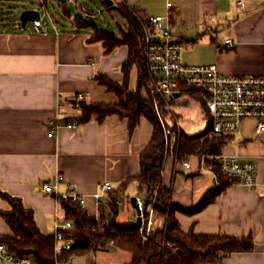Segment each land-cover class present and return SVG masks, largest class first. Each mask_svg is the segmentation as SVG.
Masks as SVG:
<instances>
[{
  "label": "crops",
  "instance_id": "obj_1",
  "mask_svg": "<svg viewBox=\"0 0 264 264\" xmlns=\"http://www.w3.org/2000/svg\"><path fill=\"white\" fill-rule=\"evenodd\" d=\"M112 1L123 3L141 17L169 15L172 37L183 45L185 64H214L220 72L233 76L264 75V0H244L242 5L238 0ZM168 1L172 3L170 8ZM8 6L12 7L6 5V9ZM80 8L85 9L82 1ZM62 14L69 19L61 25L53 20L49 26L40 20L41 27L32 29L2 21L0 24V190L21 197L25 206L33 209L44 234L53 232L55 222L62 220L65 212L61 202L43 190V183L53 184L61 174L58 193L76 186L85 197L83 209L88 214L98 216L103 208L107 215L110 193L139 173L140 154L152 135L147 119L142 117L130 131L126 119L112 115L101 122L78 124L75 130L61 127L48 136L50 126L62 125L78 114L79 93L89 102H117L116 95L99 84L96 75L122 82L121 66L128 58L126 46L105 53L101 42L91 41L92 28H75L72 17L63 9ZM227 39L232 44L226 43ZM137 75L134 67L131 88L137 85ZM142 95L146 96L144 89ZM200 107L199 128L186 130L180 113L172 109L174 127L189 135L203 131L209 120L201 103ZM254 130V121H244L227 137L220 153L255 165V189L237 180L218 189L215 173L204 167L196 154L181 162L169 156L164 163L162 180L171 188L172 203L193 208L208 199L192 214H175L183 231L249 236L253 241L250 251L233 252L220 262L204 264H264V137L256 136ZM169 139L171 143V136ZM185 160L189 168H185ZM105 182L113 186V191L101 189ZM138 193V184L130 182L120 194L116 202L119 223L129 224L136 219L130 198L142 199ZM125 199L133 208L132 214L128 206L124 212L120 210ZM7 208L0 198V209ZM154 226L162 228L164 221L156 216ZM7 234H11L10 228L0 217V235ZM111 252L118 258L116 264H126L119 263L125 252ZM97 253L72 257L68 264H95L92 255Z\"/></svg>",
  "mask_w": 264,
  "mask_h": 264
},
{
  "label": "trees",
  "instance_id": "obj_2",
  "mask_svg": "<svg viewBox=\"0 0 264 264\" xmlns=\"http://www.w3.org/2000/svg\"><path fill=\"white\" fill-rule=\"evenodd\" d=\"M55 1L65 14L72 17L73 27L93 29L91 41L101 42L105 53L119 46L128 48V58L121 66L124 76L122 82H116L104 74L96 75L97 82L105 86L108 92L114 93L118 98L117 102L79 100L77 104L79 112L71 119L82 124L91 120L101 122L108 116L117 115L128 121L129 130L132 131L143 117L152 125V135L140 154L139 173L125 180L110 193L107 215L102 208L96 219L78 203L61 202L65 218L70 219L73 224L66 233L72 239L70 249L55 253L54 236L52 233L41 232L33 209L25 206L21 197L2 190H0V198L8 204V208L0 209V217L8 224L11 234L0 235V242L7 244L17 256H31L39 264H62L75 256L112 250L130 254V261L126 264H204L220 262L233 252L252 250L253 241L249 236L197 234L192 230L183 231L180 228L175 214L177 212L192 214L207 204L208 199L202 200L193 208H184L172 203L171 188L162 180L166 159L173 156L181 162L193 154H196L199 159L203 155L219 154L229 136L209 137V121L203 131L193 135L173 127L169 130L168 136L174 134V142L165 143L164 128L154 110L153 96L147 88L150 79L144 61L143 31L135 13L123 3L108 6L103 1L108 11L116 9L126 19V24L118 26L115 32L100 28L90 19L79 15L72 16L65 0ZM49 2L50 0H41V7L47 8ZM0 7L7 10L4 3H0ZM8 9L12 12L14 7L8 6ZM3 17L0 16V21H3ZM134 67L138 71L137 85L131 88V72ZM142 89L145 90L146 96L142 95ZM211 169L218 178V189H224L229 181L234 180L221 174L218 165H213ZM130 182L138 184V194L142 196L144 208L150 207L155 215L164 221L162 228L146 233L145 228L141 229L132 223L118 222L116 202Z\"/></svg>",
  "mask_w": 264,
  "mask_h": 264
},
{
  "label": "built area",
  "instance_id": "obj_3",
  "mask_svg": "<svg viewBox=\"0 0 264 264\" xmlns=\"http://www.w3.org/2000/svg\"><path fill=\"white\" fill-rule=\"evenodd\" d=\"M65 1L75 7H81L80 0ZM243 1L238 0V4L242 5ZM166 5L170 8L172 3L168 1ZM136 17L143 31L144 61L150 79L148 91L153 96L154 108L159 118L160 103L168 109L176 98L174 97L176 93L179 96L186 94L197 99L204 107L210 121L209 137L231 136L246 120L254 121L255 135L264 137V75L233 76L220 72L214 64H185L182 60L183 45L172 37L169 15L143 17L136 15ZM33 23L35 27H41L40 18ZM225 42L232 44L230 39ZM77 99H84V94L79 93ZM161 123L164 128L165 143H170L169 130L165 128L162 120ZM78 124L76 120L65 121L62 125L53 124L49 128L48 136H53V133L61 127L75 130ZM200 162L209 169L213 165H218L219 171L224 176L237 180L250 189L256 187L255 165L250 161H239L235 155L219 153L203 155ZM183 164L185 168L190 167L188 160H185ZM62 179L63 176L58 174L53 184H42L43 190L52 193L59 202L78 203L83 209L85 197L76 186L71 185L65 193H58L57 185ZM215 181L219 184L217 176ZM101 189L104 192H110L113 191V186L105 182ZM101 204L102 201H100ZM136 204L142 218L140 228H145L146 233H149L155 227L156 215L150 207L144 208V202L139 197H136ZM95 217L98 219V216ZM72 226V221L65 217L55 222L52 232L55 239V253L72 247V239L66 235ZM0 264L39 263L31 256H17L7 244L0 242ZM62 264H68V261Z\"/></svg>",
  "mask_w": 264,
  "mask_h": 264
},
{
  "label": "rangeland",
  "instance_id": "obj_4",
  "mask_svg": "<svg viewBox=\"0 0 264 264\" xmlns=\"http://www.w3.org/2000/svg\"><path fill=\"white\" fill-rule=\"evenodd\" d=\"M81 1L83 4H85V9H82L80 7L77 8L70 3L67 4L68 10H70L73 15L78 14L83 17H86L90 20H93L100 28L109 29L115 32L118 30V26H123L126 23V19L120 14L118 10L114 9L112 11H108L104 7V4L102 2L103 0H81ZM119 1L120 0H114V2H119ZM0 3L1 4L4 3L6 5H11L14 7V9H12V12L6 11L4 8L0 7V16L1 17L4 16L3 18L5 19L2 21V23L6 22L7 25L10 24L13 26L15 24L17 25V28H19V25H21L20 14L24 9L37 10L40 15L39 18L45 26L51 25L52 20L55 22V24L61 25L64 24L69 19L63 16L62 9L58 4V2L55 0H50L49 2L50 4L47 6V8L41 7L39 0H7L6 2L0 0ZM88 14H91V16H88ZM33 22L34 21H28L25 28L32 29L34 27ZM133 87H135L134 82H133ZM161 105H159L160 109H162L159 112L160 113L159 116L162 122L164 123L166 129L168 130L172 129L174 127L173 124H175L174 122H176L174 111L172 109H174L177 113H180L181 123L186 128V130L191 131L193 128L196 127L199 128L198 117L202 115L201 107H200V103L194 97L184 94L180 98L175 99L172 102L171 107H169L168 109H166L163 103ZM156 115L158 117L157 112ZM166 122H168L169 124H167ZM174 136H175L174 134H171V141H172L171 143H173ZM127 206L129 209V213L132 214L133 208L130 202L127 201V199L123 201V205L120 207L121 212H124ZM122 220L123 219L119 218V221L124 222ZM108 253L104 251H100L95 256L92 255V257H94L95 259L96 262L95 264H116L118 260L117 256H113V254H111L113 252L111 251H109ZM120 257L122 258L119 259V263L120 262L127 263L130 260V254L128 253H122Z\"/></svg>",
  "mask_w": 264,
  "mask_h": 264
},
{
  "label": "water",
  "instance_id": "obj_5",
  "mask_svg": "<svg viewBox=\"0 0 264 264\" xmlns=\"http://www.w3.org/2000/svg\"><path fill=\"white\" fill-rule=\"evenodd\" d=\"M105 3L110 6L113 4L112 0H105ZM40 15L37 10H32V9H24L21 14H20V21H21V26L24 27L28 21H34L39 19ZM178 93L174 95V97H178ZM130 202L133 206V208L136 210V219L132 221V224L141 227L142 225V218L140 216V210L138 208V205L136 204V197H131Z\"/></svg>",
  "mask_w": 264,
  "mask_h": 264
}]
</instances>
